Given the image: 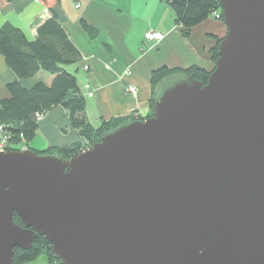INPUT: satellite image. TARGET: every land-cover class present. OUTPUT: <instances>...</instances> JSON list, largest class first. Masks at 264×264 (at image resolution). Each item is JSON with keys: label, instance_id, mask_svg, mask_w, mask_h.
Here are the masks:
<instances>
[{"label": "water", "instance_id": "95a60500", "mask_svg": "<svg viewBox=\"0 0 264 264\" xmlns=\"http://www.w3.org/2000/svg\"><path fill=\"white\" fill-rule=\"evenodd\" d=\"M217 1L206 84L162 81L72 158L0 151V264L38 235L60 264H264V0Z\"/></svg>", "mask_w": 264, "mask_h": 264}, {"label": "crops", "instance_id": "0c3cea01", "mask_svg": "<svg viewBox=\"0 0 264 264\" xmlns=\"http://www.w3.org/2000/svg\"><path fill=\"white\" fill-rule=\"evenodd\" d=\"M49 9L80 53V61L67 70L76 77L86 101V118L95 128L114 118L149 116L150 99L158 88H151L152 73L192 66L212 71L210 50L226 35L222 21L209 18L183 37L165 0H59L57 4L55 0H0V28L10 25L32 41L37 27L49 17ZM149 31L162 34L163 39L146 42L144 35ZM16 79L0 55V100L8 97L6 85ZM38 81L49 85L52 76L39 71L21 83L30 87ZM128 85L136 89V95L126 91ZM80 141L77 131L69 128L65 111L55 107L38 118L35 137L22 149L44 152Z\"/></svg>", "mask_w": 264, "mask_h": 264}, {"label": "trees", "instance_id": "16d2710c", "mask_svg": "<svg viewBox=\"0 0 264 264\" xmlns=\"http://www.w3.org/2000/svg\"><path fill=\"white\" fill-rule=\"evenodd\" d=\"M12 3L15 0H4ZM56 4L59 0H55ZM171 8L175 23L181 28L183 37H188L192 28L209 19L212 13L219 15L222 21V10L217 0H165ZM84 28H87L83 24ZM210 50L213 64L217 59L218 44ZM0 55L8 69L17 79L6 85L8 97L0 100V126L7 135L6 150L19 151L22 144L27 145L36 135L38 117L55 107H61L67 116L69 128L77 131L80 142L61 148L47 149L44 154L72 158L88 150L97 143L104 132L119 125L138 120V118H114L103 121L100 126L93 127L85 115L86 101L77 85L76 77L67 70L76 65L80 53L69 40L64 28L58 22L53 9H49V17L37 27L35 39L28 41L23 33L10 25L0 28ZM39 71L52 76L49 85L38 81L30 87L21 82L32 79ZM210 72L192 66L186 70L160 68L151 75V88L171 77L186 75L206 84ZM155 96V94H154ZM154 96L150 99L153 107ZM152 113L150 112L151 116ZM149 116L141 119H146ZM13 222L22 227L19 218L13 214ZM51 244L42 236L33 239L32 247L23 251L14 248L11 264H28L44 254L49 264H60L50 254Z\"/></svg>", "mask_w": 264, "mask_h": 264}, {"label": "built area", "instance_id": "2783aa9c", "mask_svg": "<svg viewBox=\"0 0 264 264\" xmlns=\"http://www.w3.org/2000/svg\"><path fill=\"white\" fill-rule=\"evenodd\" d=\"M79 5L76 6V8H78ZM211 18L213 19H218L219 18V15L217 13H212L211 15ZM163 39V35L158 33V32H153V31H149L147 32L145 35H144V40L146 42H160L161 40ZM83 70L84 71H87L88 70V66L87 65H84L83 66ZM124 75L125 76H128L130 75V71L129 69H126L124 71ZM126 91L131 94V95H136V89L132 86V85H128L126 87ZM84 92L87 96L90 95V92H89V86L88 85H85L84 86ZM7 140H8V137L7 135L3 132V129L2 127L0 126V151H5L6 150V146H7Z\"/></svg>", "mask_w": 264, "mask_h": 264}, {"label": "rangeland", "instance_id": "374dc122", "mask_svg": "<svg viewBox=\"0 0 264 264\" xmlns=\"http://www.w3.org/2000/svg\"><path fill=\"white\" fill-rule=\"evenodd\" d=\"M211 18V17H210ZM213 19V18H211ZM215 20H218V19H215ZM39 118V117H38ZM20 150H23L22 149V145L19 147ZM28 264H49V261L48 259L46 258V256L44 254H41L36 261L32 262V263H28Z\"/></svg>", "mask_w": 264, "mask_h": 264}]
</instances>
